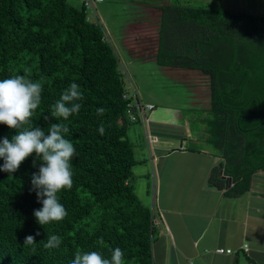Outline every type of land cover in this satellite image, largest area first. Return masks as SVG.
Listing matches in <instances>:
<instances>
[{
	"label": "trees",
	"instance_id": "trees-1",
	"mask_svg": "<svg viewBox=\"0 0 264 264\" xmlns=\"http://www.w3.org/2000/svg\"><path fill=\"white\" fill-rule=\"evenodd\" d=\"M102 33L70 0H0V80L27 74L43 85L34 124L47 132L43 117L72 82L85 96L78 115L53 118L68 124L65 138L77 152L71 161L73 188L59 194L68 213L64 220L42 226L34 216L43 207L30 191L31 175L38 171L34 157L11 176L0 171V264H70L78 249L110 258L109 249L116 247L124 251V264H154L155 213L131 183L138 160L126 133L131 121L121 97L125 83L114 46ZM178 45L183 48H171ZM163 52L174 60L182 56L179 62L208 75L207 141L222 159L206 182L227 195L241 194L254 173L264 171V13L234 12L222 4L170 5L163 9L157 56L158 63L169 64ZM99 107L106 109L100 116ZM14 134L0 124V141ZM37 231L36 244L25 246V236ZM53 234L62 237L60 248H44Z\"/></svg>",
	"mask_w": 264,
	"mask_h": 264
},
{
	"label": "crops",
	"instance_id": "crops-1",
	"mask_svg": "<svg viewBox=\"0 0 264 264\" xmlns=\"http://www.w3.org/2000/svg\"><path fill=\"white\" fill-rule=\"evenodd\" d=\"M129 2H132L129 7L140 13L136 12L137 16L129 18L125 27L123 24L116 31L125 50L138 62H157L164 74L182 86L170 102L159 95L148 100L154 108L148 113L146 127L157 136L151 148L145 146L142 124H127V137L138 160L132 167L131 183L137 194L143 182L148 187L147 178H151L155 190L151 204L157 229L152 243L154 264H264V171L254 173L249 189L237 196L207 184L212 166L222 159L215 150L196 145L198 140L207 141L206 127L200 124H205L209 107L197 104L200 101L197 86L209 88V77L174 57L169 64L157 61L163 9L170 5L186 6L187 1ZM107 4L110 19L115 15L113 1L107 0ZM218 4L234 12L264 13V0H218ZM168 16L174 25L173 8ZM106 29L113 41L111 28ZM193 75L194 78L189 77ZM154 78L152 85L160 82L156 74ZM192 85H196L195 90L189 89ZM140 97L143 100L141 93ZM190 101L197 107L186 103ZM150 154L154 157L152 162ZM219 246L232 252L219 253L215 250Z\"/></svg>",
	"mask_w": 264,
	"mask_h": 264
},
{
	"label": "clouds",
	"instance_id": "clouds-1",
	"mask_svg": "<svg viewBox=\"0 0 264 264\" xmlns=\"http://www.w3.org/2000/svg\"><path fill=\"white\" fill-rule=\"evenodd\" d=\"M43 85L39 81H33L27 74H13L11 77L0 80V124L7 125L16 130L11 139L8 136L0 141V158L3 165L0 171L10 174L16 173L29 157H34L32 166L38 168L31 175L30 191H34L38 202L43 204L41 209L34 210V216L38 223L45 226L53 221L64 220L68 213L60 202V193L70 191L73 188L74 172L71 161L77 155L76 148L71 140L66 139L69 133L68 124L55 121H67L78 115L85 96L80 85L72 82L66 88L60 98L52 105L50 114L43 117L48 122L47 132L40 125L34 124L33 116L42 103ZM106 109L97 108V115H103ZM101 135L105 133V127L101 124L98 128ZM35 235H27L24 238L25 246L36 244ZM103 238L101 237V242ZM62 237L50 235L44 243L46 249H59ZM35 253V247L32 248ZM110 258H106L101 251L83 252L77 250L70 264H124V251L116 247L109 249Z\"/></svg>",
	"mask_w": 264,
	"mask_h": 264
},
{
	"label": "rangeland",
	"instance_id": "rangeland-1",
	"mask_svg": "<svg viewBox=\"0 0 264 264\" xmlns=\"http://www.w3.org/2000/svg\"><path fill=\"white\" fill-rule=\"evenodd\" d=\"M71 1L75 2L76 5H80L78 0H71ZM111 1H113L112 7L114 8L115 15L111 17L110 19L108 15L109 7L107 4V0H102V1L97 2L96 7H97L100 19L102 20L103 24L107 27H110L112 30L110 35L113 41H111V43L115 48V51L119 58L120 63L123 65L125 70H127L132 81H134L137 84L140 90V93L143 97V101L148 102V100H152L154 96L159 95L162 100L166 102H170V100L172 99V96H174L176 92H180V90H182V86H180L181 84L175 83L174 81L171 80V78H169L168 74H164L161 71L160 67L158 66L157 62L152 61V60L148 62L147 61L138 62V59L133 58L132 55H129L127 51L125 50V46L122 45L119 39V33L116 32L122 29L123 24L125 27V24L128 22L129 18H133L134 16H137V14L140 13V11H136L135 8L129 7L130 5H132V2H129V0H110V2ZM186 1L187 3L190 2V5H193V6L218 4V0H186ZM162 38L164 40V36H162ZM174 48L176 50H181L183 46L178 45L177 47L174 46ZM244 49H245L246 55H252L249 52L250 47L249 48L244 47ZM163 55L166 58L170 59L169 54H165L163 52ZM175 60L181 61V60H184V58L182 56H179V57H175ZM145 65L147 66L145 67ZM119 70L123 75L124 74L123 69L120 64H119ZM150 71H152V73H155L156 78L158 79V81H160L159 83H157L156 81V85H152V81L153 79H155L154 78L155 74L153 75L152 73H150ZM197 73L201 74L202 72L200 70H197ZM189 77L194 78L195 76L193 75L192 77L191 76ZM123 79L126 85V79L124 78V76H123ZM195 86L196 85H192V87H189V89L195 90ZM197 87L199 89V92H197L196 94L200 99V101H198L197 104L200 106H208L209 99H210L208 85H205V86L201 85ZM186 103L190 104L193 107L194 106L197 107V105L191 101L186 102ZM199 114L200 113H196V116H199ZM194 124H197V123H194ZM200 125L201 126L204 125L206 127V124L201 123ZM196 145L216 151L215 146L205 140H198L196 142ZM147 181H148L147 182L148 187L146 188H148V194L146 193L145 182H143L141 188L137 190V196L142 202V204L148 207L152 211V208H151L152 196L155 190H153V182L151 178H147Z\"/></svg>",
	"mask_w": 264,
	"mask_h": 264
},
{
	"label": "built area",
	"instance_id": "built-area-1",
	"mask_svg": "<svg viewBox=\"0 0 264 264\" xmlns=\"http://www.w3.org/2000/svg\"><path fill=\"white\" fill-rule=\"evenodd\" d=\"M80 6L83 7L86 18L88 20L94 21L102 28V38L105 41L111 43V38L109 36L108 30L106 29L105 25L103 24L102 20L100 19L99 12L96 7V3L102 0H78ZM119 60V58H118ZM122 69L123 75L126 79L125 89L122 91L121 97L126 100V117L131 122H140L143 126L144 131V141L146 147L149 149L153 145L154 142L157 141V136L151 133L146 127V121L148 119V113L154 108V104L151 102H145L140 97V92L137 86L134 84L132 79L130 78L127 71L124 69L123 65L118 62ZM154 157H151L150 154V161L152 162ZM219 253H230L232 250L228 247L219 246L215 249Z\"/></svg>",
	"mask_w": 264,
	"mask_h": 264
}]
</instances>
